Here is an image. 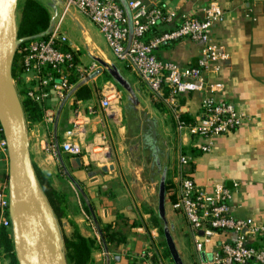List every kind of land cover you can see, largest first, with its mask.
<instances>
[{"label":"crops","instance_id":"1","mask_svg":"<svg viewBox=\"0 0 264 264\" xmlns=\"http://www.w3.org/2000/svg\"><path fill=\"white\" fill-rule=\"evenodd\" d=\"M37 1L48 10L51 25L58 22L63 12V0ZM139 1L151 8L161 6L173 10L180 16H192L207 3V0ZM217 1L224 16L213 27L211 39L228 54L229 59L217 65L218 71L213 67L207 72V82L215 88L218 100L233 104L250 121L229 136L216 140L209 153L200 150L203 140L189 134L183 137L178 132L173 113L171 115L156 107L158 100L149 87L127 63L116 58L105 37L86 14L73 7L62 20L60 43L74 54L81 72L96 63L94 58L110 66L116 65L139 100L138 106L132 107L128 93L104 71L74 93L66 103L58 124L61 151L65 133L75 123L80 125L77 140L83 150L80 157L83 168L73 170L68 163L73 156L63 151L62 155L72 176L88 196L100 225H111L116 230L130 233L126 244L111 246V264H129L131 260L140 262L141 253L150 245L162 250L164 235L151 223V212H158L155 184L160 182L163 169H167L168 179L174 185L172 191L175 189L179 156L183 150L192 159L189 171L198 186L211 189L215 184H224L233 189L232 215L264 225V0ZM201 48V44L185 39L161 48L157 56L161 61L185 69L198 65ZM65 74L68 78L75 76L77 84L82 81V73L65 70ZM26 77L24 83L30 84L32 81ZM203 98V94L180 98V105L193 120L200 117ZM58 100L55 102L53 96L49 106L53 108L55 104L56 108L50 109L42 121L27 122L31 162L34 170L53 175V184L58 191L70 194L68 218L59 223L60 234L64 231V236L70 237L73 233L71 224H76L85 237L98 240L99 246L93 257L96 262L105 264L103 246L91 216L86 212L85 202H82L59 162L54 123L64 99ZM104 100L110 101L107 109L102 107ZM90 110L94 111L91 116ZM151 121L156 127L161 169L153 158ZM193 152L198 154L191 155ZM103 168H108V172H103ZM6 176L7 166L0 161V185ZM235 184H238L237 189ZM176 199L173 193L167 194L166 218L171 235L183 262L202 264L203 255L209 258L220 237L199 254L195 240L201 233L192 230L184 215L174 210ZM118 216H123L127 223H122ZM116 256H119V261L114 259ZM164 260L166 264H173L170 259ZM6 264L10 261L6 260Z\"/></svg>","mask_w":264,"mask_h":264},{"label":"built area","instance_id":"2","mask_svg":"<svg viewBox=\"0 0 264 264\" xmlns=\"http://www.w3.org/2000/svg\"><path fill=\"white\" fill-rule=\"evenodd\" d=\"M73 7L91 19L105 37L112 53L117 59L128 64L131 71L149 87L155 99L163 100L167 104L176 118L178 132L185 131L191 137L204 141L200 146L203 153L211 152L219 138L227 137L249 123V117L238 111L233 104L218 100L215 88L207 82V72L213 67L218 71L217 65L229 59L228 54L211 39L213 27L224 16L217 0H207L200 12L192 16H180L173 10H162L158 7L151 8L139 0L129 1L134 38L127 54L125 51L129 38L128 20L118 0H63L61 18L50 26L44 39L32 41L24 55V76H27V80L38 82L39 86L28 90L27 98L31 101L41 103L48 100L50 94L45 89L49 87L63 100L72 89L65 70L82 73V80L98 70L97 63H93L81 72L75 63L74 54L61 51L57 47L60 43L62 20ZM160 25L174 27L160 37L146 41L145 36L149 30ZM185 39L202 46L197 66L182 69L158 58V50ZM16 52H23L20 43ZM46 67L61 73V84L50 86L53 77L42 75V69ZM191 94H203L204 98L201 102L200 117L195 124L187 125L180 120L184 110L180 105V98ZM102 107L109 108L110 101L104 100ZM93 114L94 111L90 110L89 115ZM79 126L75 123L65 133L61 146L64 153L73 157H81L83 154L82 146L77 140ZM0 156V161L5 162L7 166V176L0 185V264H6L2 237L9 233L13 238L14 231L8 177L9 150L1 120ZM191 163L190 157L180 154L176 187L171 193L177 198L173 203L174 210L184 215L192 230L201 233L195 240L199 254H202L215 238L220 237L209 258L205 257L202 264H264V225L253 219L234 217L230 205L234 190L224 184H215L211 189L198 186L189 171ZM237 187L238 184H235L234 188ZM156 250V247L150 245L141 253L139 258L143 264H166L164 259L153 260L157 254Z\"/></svg>","mask_w":264,"mask_h":264},{"label":"water","instance_id":"3","mask_svg":"<svg viewBox=\"0 0 264 264\" xmlns=\"http://www.w3.org/2000/svg\"><path fill=\"white\" fill-rule=\"evenodd\" d=\"M123 8L129 29L128 44L125 51L127 54L131 48L134 38V25L132 12L128 0H118ZM19 0H0V120L8 142L9 164L8 177L10 181L9 193L12 208L13 231L15 238V249L20 264H68L65 253L62 252V238L59 231V221L55 217L35 174L28 149L27 122L22 103L15 90V82L12 77V65L16 55L18 41L17 11ZM94 61L100 66L93 74L79 82L72 88L61 102L55 116L54 138L59 162L67 178L72 182L76 191L80 194L90 213L98 236L101 240L105 253V264H111V256L108 244L102 232L101 225L97 219L94 209L84 189L72 176L67 162L64 160L59 146L58 124L61 113L68 100L84 84L98 77L102 72L106 73L125 92L132 107H137L139 100L131 84L122 75L116 65H108L98 58ZM62 82L59 81V84ZM55 102H58L57 92H52ZM152 132V150L155 164L161 169L158 158L157 133L154 122H150ZM73 170H81L83 164L80 157H73L68 162ZM108 172V168H103ZM168 170L163 169V174L158 188V218L163 224V233L167 249L173 264H184L169 227L166 218ZM41 191L46 206L38 205L34 199V192ZM40 215V216H39ZM43 220L42 226L36 227L38 220ZM172 229V228H171ZM204 259L205 256L203 255Z\"/></svg>","mask_w":264,"mask_h":264},{"label":"trees","instance_id":"4","mask_svg":"<svg viewBox=\"0 0 264 264\" xmlns=\"http://www.w3.org/2000/svg\"><path fill=\"white\" fill-rule=\"evenodd\" d=\"M158 8L162 10H166L165 8L159 6ZM20 21L18 25V41L20 43V48L23 52L20 54L16 52L15 59L12 65V77L16 83L18 95L21 98V103L23 106L26 122L28 123H37L43 120L44 116L47 115V112L56 108L55 104L53 108L49 106L51 103V99L53 98V90L51 87L46 88L45 91L50 94V98L41 103H36L27 98L28 90L33 86H38V82L32 81L30 84L24 83V74H25V66H24V55L27 53V48L29 44L36 39H44L45 34L49 30L51 26V18L48 10L37 0H24L23 4L20 6ZM174 26L171 25H160L157 27H153L149 30V32L145 36V40L149 41L152 38L160 37L164 33L171 31ZM174 44V43H173ZM170 45V44H169ZM168 46V45H166ZM164 46V47H166ZM57 47L61 51L71 52L65 45L59 43ZM163 47V48H164ZM159 51V50H158ZM72 53V52H71ZM75 63L77 64V59L75 58ZM74 71V70H73ZM42 75L53 77V81L50 86L57 85L60 81L61 73L53 70L51 67H46L42 69ZM78 80L75 76L68 78L69 85H76ZM167 94V93H166ZM182 103V101H181ZM156 107L162 111L168 112L172 115L171 109L165 104L163 100H158L156 103ZM174 124L177 127V121L175 116L173 115ZM180 120L185 124L193 125L197 120H193L188 111L184 108ZM183 155H187L188 152L185 150L182 151ZM191 155L196 156V153H190ZM192 165V164H191ZM192 170V167H191ZM35 174L40 184V187L55 215L58 219L59 223L62 220L68 218V209L70 202V194L67 192L58 191L53 184V175L51 173H44L38 169H35ZM174 185L170 179H167L166 189L167 194L172 192ZM82 202L84 203L83 199ZM86 212L88 215L90 214L85 203H84ZM90 216V215H89ZM119 220L122 223H127L123 216H118ZM151 223L153 226L158 227L160 233H163V226L161 220L158 218V215L151 212ZM73 233L70 237L64 236L62 239L63 249L65 251V256L68 264H101L95 261L93 257L94 251L98 248L99 243L96 238H88L85 237L79 227L72 223ZM102 232L104 234L105 240L109 247L110 254L111 246L116 245V247L126 244L128 242V238H130L129 231L116 230L111 225L101 226ZM2 245L10 264H19L15 242L12 236L9 233H5L2 237ZM162 250L157 249L156 255L153 260L157 259H170L171 256L167 249L166 243H162ZM119 261V256L114 258ZM172 261V260H171ZM129 264H143V261L136 262L134 260L129 261Z\"/></svg>","mask_w":264,"mask_h":264},{"label":"rangeland","instance_id":"5","mask_svg":"<svg viewBox=\"0 0 264 264\" xmlns=\"http://www.w3.org/2000/svg\"><path fill=\"white\" fill-rule=\"evenodd\" d=\"M24 0H19V8L20 6L23 4ZM17 25H19V21H20V9H18L17 11ZM15 90L17 92V86H16V83H15ZM182 136L185 137V135L187 134L185 131H182ZM158 186H159V182H156L155 184V192L156 194H158ZM64 231H62V234H61V238L63 239V236H64ZM13 236V235H12ZM13 240H15V238L13 237ZM15 242V241H14ZM63 253H65L64 249L62 250ZM6 260H8V257L6 256ZM9 261V260H8ZM184 264H188L187 261L184 260Z\"/></svg>","mask_w":264,"mask_h":264},{"label":"bare ground","instance_id":"6","mask_svg":"<svg viewBox=\"0 0 264 264\" xmlns=\"http://www.w3.org/2000/svg\"><path fill=\"white\" fill-rule=\"evenodd\" d=\"M34 199L38 205L41 206V204H44L46 206V202L40 190H38L37 192H34ZM43 224H44L43 220L39 219L38 222L36 223V227L39 228V226H42Z\"/></svg>","mask_w":264,"mask_h":264}]
</instances>
